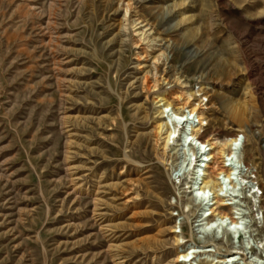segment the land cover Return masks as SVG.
Masks as SVG:
<instances>
[{
    "label": "rangeland",
    "instance_id": "rangeland-1",
    "mask_svg": "<svg viewBox=\"0 0 264 264\" xmlns=\"http://www.w3.org/2000/svg\"><path fill=\"white\" fill-rule=\"evenodd\" d=\"M139 19L163 40L159 72ZM163 70L203 102L206 129L243 137L235 233L187 210L194 164L176 165L194 146L178 137L162 157L145 138L174 84L148 100L141 84ZM187 248L186 264H264V0H0V264H183Z\"/></svg>",
    "mask_w": 264,
    "mask_h": 264
},
{
    "label": "bare ground",
    "instance_id": "bare-ground-1",
    "mask_svg": "<svg viewBox=\"0 0 264 264\" xmlns=\"http://www.w3.org/2000/svg\"><path fill=\"white\" fill-rule=\"evenodd\" d=\"M130 7L131 5L129 4L128 9H130ZM132 29L136 36L135 43L143 46L144 58L155 54V52L158 53L153 56L152 59L154 61L155 70L159 72V70L166 65L168 57L163 50V40L153 39L156 29L152 24L144 20L141 21L139 19L134 21ZM161 80L167 84L173 83L174 86L168 91L163 89L156 91L158 93L155 100L156 104L159 105L157 107L159 108V115L156 120H154L152 130L150 131L149 129L150 132H146L145 138L149 140V143H152L154 150H158L159 146L161 147L162 157L167 156L168 150L171 149L174 140L178 137L183 147L189 144L194 146L196 152L190 155V158H185V160H183L182 157H178V163L176 165V170L179 172L178 175H180L185 171L188 165L194 164L190 182L186 183L184 187V189H189L191 194V199L187 204V210L191 212L197 209V218H209L206 223V226H209L208 229L213 228V226L216 227L218 222H227L230 220L231 226H233H230L232 229H229V231L235 233L236 230L241 229V226L238 225L242 224V221L238 217H233V213H230L227 209V207L233 205V203L229 202L231 199L228 195V188L229 184H232L233 187L239 186L235 176L238 174V168H240L237 154L243 146V137L239 134H229L220 130L210 131L206 129L205 126L208 125L206 123L208 116L203 102L199 101L195 93L191 92L189 86L185 84L181 76H176L171 80V78H168L166 70H163L160 78H158V75L153 76V78H150L148 75L144 77L141 90L147 95V100L152 90L157 87ZM247 90L248 86L244 87L242 90L243 94H248ZM138 93L136 96H138ZM233 103L234 104L229 105V111L233 116L238 117L239 114L243 113V105L238 101ZM195 119H198L199 125L193 129L186 128V126H190ZM185 123L186 126L181 131L180 128H182ZM132 143H129V147H131ZM208 148L209 153H206ZM199 155L200 159L197 160L196 157ZM257 185L259 188L253 187V193H257L260 190V183L258 182ZM137 198L138 195L134 196L133 199ZM230 208L231 210L237 209L235 206ZM162 227L163 226L160 225L157 233H155L165 238L170 237L168 241L170 240V242L179 249L183 248L187 243L184 238L178 236L176 234L177 231H173L172 227ZM168 241L161 240L160 242L165 245ZM181 253L182 254L176 258L174 263L182 261L183 264H186L192 261V255L196 252L191 248H187L182 250ZM224 262L227 261H223V263L222 261H218L215 264H224Z\"/></svg>",
    "mask_w": 264,
    "mask_h": 264
}]
</instances>
